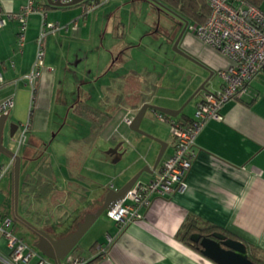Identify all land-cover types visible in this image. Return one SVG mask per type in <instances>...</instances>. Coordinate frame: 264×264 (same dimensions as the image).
<instances>
[{
    "label": "crops",
    "instance_id": "crops-1",
    "mask_svg": "<svg viewBox=\"0 0 264 264\" xmlns=\"http://www.w3.org/2000/svg\"><path fill=\"white\" fill-rule=\"evenodd\" d=\"M37 1L44 5L48 3L47 0ZM24 2L25 0H0V10L18 11ZM120 2L131 3L134 8L139 0H110L89 13L81 5L46 7L49 20L70 24L78 21V26L47 36L46 66L37 79L35 90L27 83L25 76L31 72L36 59L37 37L42 24L41 13L30 14L22 49L19 47L17 35L19 22L9 19L6 25L0 27V72L3 75V81L0 82V100L8 96L14 97L8 116L20 119L19 127L31 120L27 141L19 151L23 157L21 181L28 172L36 171L40 161L45 158V166L49 167L45 178L52 179L57 190L61 192L57 194L58 199H61L58 201L56 195L51 198L49 193L48 198L42 196L40 199L32 191L29 196H21L20 203L22 202L27 219L31 217L32 222L45 227L56 236L66 234L88 212L101 206L109 189L123 186L143 167H153L161 148V144L152 138L159 145H149L145 157L141 156V159H145L141 164L140 158L130 163L124 175L128 170L131 172L123 176L121 184L111 179L107 184L92 189L95 183L84 174V157L88 150L81 149L79 141H71L65 155V170H62V176L59 175L52 157L46 153L48 145L45 138L48 134L53 139L57 138L65 124L64 111L77 114L75 106L79 101L92 103L94 92L92 89L84 90L83 84L95 82L97 79L101 81L105 75L111 73L102 82L101 94L97 98L101 103L99 105L108 109L109 105H103L102 101L109 85L133 71H154L158 89L148 102L173 109L183 107L176 117H171L176 121L189 123L194 120L197 103L205 92L208 89L219 90L223 86L224 79L220 71L231 64L229 57L187 28L179 47L212 69L215 72L213 77H219L218 83L212 77L207 83L208 89L196 93L210 71L175 50L173 65L176 69L169 70V76L159 74L145 65L142 66L143 69L134 67L131 60L135 47L130 38L134 41L136 39L128 34L127 24L118 5ZM260 6L264 9V0ZM153 11L145 19L149 29L151 28V34L157 36L164 31L174 45L183 24L173 21L160 10L157 12L156 6ZM102 12L103 16L100 17ZM98 18L102 19V26L107 25L106 32L112 36L111 42L106 46V53L96 59L97 63L86 68L84 64L88 56L84 54L82 42L93 39L96 35L99 38L105 37L104 33H100L101 30L95 32V28H89L90 21ZM164 18L169 22L168 28L162 27ZM143 42L142 39L141 44ZM165 78L169 80L166 82ZM189 104L192 105L187 109ZM139 108H126L120 102L115 110L126 112L127 109L138 111ZM115 110L112 112L113 117ZM149 110L156 117L157 112H160L153 109H148L147 112ZM221 112L223 118L209 119L195 138L197 153L187 176L188 187L185 191L166 195L153 194L150 204L140 208L142 217L132 220L126 226L119 225L107 213L109 223L100 216L95 222L101 223L102 220L106 224L104 232H97L87 245L79 242L70 253L91 257L88 264H218L177 237L179 229L189 217L212 223L219 231L226 230L259 247L264 253V72L249 83L247 93L242 98L224 102ZM113 117L104 129L112 123ZM164 122L167 128L153 134L167 142L162 160L174 153L176 144L173 126L168 121ZM6 127L4 142L8 145L7 142L10 140L13 143L14 139L10 137V131L6 134ZM119 137L122 143L130 139L121 132ZM136 138L140 140L139 137ZM126 151L122 146L117 157L111 155L117 161L123 158ZM74 158L77 159L75 162ZM158 168L153 173L145 171L147 176L141 178L145 173L143 172L137 181L150 180L156 175ZM24 199L28 202L27 206L24 205ZM91 227L88 233L91 232Z\"/></svg>",
    "mask_w": 264,
    "mask_h": 264
},
{
    "label": "built area",
    "instance_id": "built-area-1",
    "mask_svg": "<svg viewBox=\"0 0 264 264\" xmlns=\"http://www.w3.org/2000/svg\"><path fill=\"white\" fill-rule=\"evenodd\" d=\"M59 1L69 5L73 0ZM109 1L83 0L80 5L89 13ZM207 1L211 7L207 20L203 24L189 23L188 28L204 42L230 58V66L220 71L224 84L219 90L205 92L197 103L194 120L189 123L176 121L167 114L157 112L159 119L168 121L173 126L176 138L175 150L169 158L161 161L153 178L148 181H136L124 198L106 210V213L121 226H126L132 220L142 217L140 208L150 204L153 194L166 195L187 189V176L197 153L195 147L197 134L209 119H222L223 103L229 99L242 98L247 93L249 83L264 72V9L251 0ZM46 7L37 0H25L18 11L0 10V27L6 25L9 19H16L19 22L17 35L20 49L25 44L30 14L39 12L42 15L41 30L37 37L36 59L31 72L25 76L33 90L46 66L47 36L63 30L67 31L71 27L75 29L78 26V21L70 24L49 20ZM1 81L3 75L0 72ZM13 104V96L0 100V115L8 114ZM135 113L132 109L126 110L124 120L127 124L132 123ZM30 121L29 119L22 123L13 137L14 141L18 139V145L15 146L17 153L27 141ZM14 162L15 158L12 156L2 164L0 179L7 172L13 175ZM14 222L12 215L0 214V237L6 240L5 253L0 249L2 264H59L20 236L14 229ZM91 259L82 254L69 253L61 264H88Z\"/></svg>",
    "mask_w": 264,
    "mask_h": 264
},
{
    "label": "rangeland",
    "instance_id": "rangeland-1",
    "mask_svg": "<svg viewBox=\"0 0 264 264\" xmlns=\"http://www.w3.org/2000/svg\"><path fill=\"white\" fill-rule=\"evenodd\" d=\"M155 4L157 3L154 0H139V2L137 3V7L134 8L131 3L125 4L123 2H120L118 5H120L119 8L122 18H124L125 23L127 24L128 34L136 39L134 41L132 38H130L132 45H134L135 47L132 53L133 57L131 60L134 64V67L137 66L141 68L145 65V67L147 66L150 69L152 68V70L157 71L159 74L162 73L166 74L164 76H169V70L176 69L173 65V55H176L173 49V44L170 43L167 38V34L164 31H162V33L160 32L157 36H153L151 34V28L149 29L148 24H146L145 22L146 17L154 13L153 7H155ZM156 9L157 12H159L157 7ZM101 16H103V12L100 14V17ZM51 17L53 18L52 15ZM91 17H93V15H91ZM167 21L168 20L166 18L162 19L163 28L169 27V22ZM89 28H95V32H99L101 30L100 33H104L105 37L99 38V35H96L93 39L91 38L89 40H86L85 42H82V46L85 49L84 54H87L88 56L86 59V63L84 64L86 68L93 67L94 64L97 63L96 59L99 58V55L106 53V46L111 42L112 37L109 33L106 32L107 25L105 27L102 26L101 18L96 19V21L92 19L90 21ZM142 39L144 40L143 44H141ZM177 57L179 59H182L180 55H177ZM143 68L144 67H142L141 69ZM110 76L111 73L105 75L101 81L97 79L95 82L83 84L82 88L84 90L92 89V92H94V97L91 98L92 103L97 105L101 104L99 102V99H97L101 94V85L102 82H104ZM212 79L215 80V83L219 82V77L217 75H215ZM164 80L167 82L169 78H165ZM164 80L162 82H164ZM213 80L212 82H214ZM106 93L109 99L115 98L114 92H112V94H108L109 90H107ZM112 103L113 107L109 105L108 111L114 112L113 110H115L116 107L115 100H113ZM190 105L192 104L187 105L186 108L188 109ZM132 110H134L135 112L137 111V109ZM67 111H64L63 113L65 124L63 126V129L58 134L57 138L53 139V136L50 134H48L45 138L48 145V151L46 153H49L52 157L53 163L57 167L56 170L58 171L59 175L62 174V170H65V155L69 149V142L70 144L71 141H73V143L76 142L75 140L77 139L74 138H82L91 131L92 127L91 121L87 117L81 116L79 114H74L72 112L68 114ZM125 114L126 112L124 111L117 112V110H115V115L113 117L114 120L108 126V128L103 129L101 132H99L92 144H87L88 148L86 147V150L88 151H86V155L84 157V174L90 181H93V183H95L93 184L92 189H95L103 184H107L111 179H114L118 182V184H121L123 182V176H126V174L129 175V173L131 172V170H128V172L124 175V172L126 171V169H128L130 163L136 158L141 159V156L142 158L145 157L151 143H154L156 147L159 145L158 142H153L151 140L152 138H150L149 136L134 131L130 127V125L125 122ZM11 122L20 124L21 120L14 117H9L6 127V134L9 132V124ZM166 126V123L158 119L155 116L154 112L151 110L147 112L141 124V127L144 130L152 134L158 132L160 129L167 128ZM119 131L123 133L124 136H127L130 139H126V141L122 143V139L119 137ZM136 137H139L140 140H138ZM7 143L9 146L15 148V146L18 145V139L13 143H11L9 140ZM118 145L120 146V148L123 146L125 149H127V151L122 159L116 161L115 158L117 156L114 158L111 154L108 153V151ZM6 160L7 157L4 154H0V169L2 164ZM144 160L145 159H141L139 164L144 162ZM32 166H34V163ZM146 176L147 175L145 172L141 176V178H145ZM20 197L21 196L19 195V201L21 200ZM24 205H28V202L25 199ZM18 207V215L23 217L25 216L26 218L27 216L23 211L22 202L19 203ZM14 209L13 177L9 172H7L0 179V212L14 216ZM28 218V220H32L31 217ZM101 219L106 220L107 223L110 222V218L107 216L106 211L101 215ZM105 227L106 224H104L102 220L101 223L95 222L91 227V232H87L84 237H82L80 243L83 245L89 244V241L97 232L101 231V234L104 232ZM14 229L20 236H23L28 242L33 244L36 236L33 235L31 230L21 219H15ZM92 231L94 232L92 233ZM0 249L3 251V253H5L6 240L3 237H0Z\"/></svg>",
    "mask_w": 264,
    "mask_h": 264
},
{
    "label": "water",
    "instance_id": "water-1",
    "mask_svg": "<svg viewBox=\"0 0 264 264\" xmlns=\"http://www.w3.org/2000/svg\"><path fill=\"white\" fill-rule=\"evenodd\" d=\"M82 0H73L69 5H75ZM157 4L165 6L159 0H154ZM48 4L52 6H68L63 4L61 1H53L47 0ZM181 24L183 27L174 42L173 49L182 55L186 56L190 60L196 62L197 64L203 66L208 71H210L209 76L203 81L201 86L196 90V93L200 90H207V83L211 80L214 75V71L204 65L201 61L191 56L187 52H185L182 48L179 47V43L181 38L183 37L186 29L189 25V20L183 16L178 15ZM209 90V89H208ZM195 93V94H196ZM148 109H153L155 111H160L166 113L167 115L176 117L183 107L179 109H173L169 107H164L160 105H156L151 102L144 103L138 111L135 113L132 123L130 127L141 134L147 135L155 140H157L161 144L160 151L156 158V161L153 167L145 166L141 170H139L131 179H129L123 186L119 188L109 189L105 193V197L103 199V203L99 206L95 211L88 212L82 220H80L76 227L66 234L62 236H55L53 232L49 231L45 227H40L36 223L26 219L23 216L18 215V206H19V195H20V183H21V169L23 157L13 150L9 145L5 144V127L7 121L9 119L8 114L0 115V154H4L5 156H13L15 158V163L13 167V197H14V208L17 219H21L27 227L33 232L37 234L38 239L33 243V245L41 251L47 257L52 258L59 264H61L62 260L79 244L82 237L89 230V228L93 225V223L107 210L113 207L119 200L125 197L128 190L132 188V186L136 183V181L140 178L143 172L153 173L158 166L160 165L162 158L164 156L165 150L167 148V142L162 139L156 137L150 132L144 130L141 127L143 119L146 115ZM19 128L18 123L11 122L9 124L10 137L13 139L15 133ZM120 146H116L108 151L109 154L118 156ZM192 240L195 242H199L201 245V252L206 255L208 258L217 262L218 264H259L254 262L248 253L247 244L244 240L240 238H235L229 236L223 231H213L210 235H202L200 232H194L191 234ZM0 264H2L0 262Z\"/></svg>",
    "mask_w": 264,
    "mask_h": 264
},
{
    "label": "trees",
    "instance_id": "trees-1",
    "mask_svg": "<svg viewBox=\"0 0 264 264\" xmlns=\"http://www.w3.org/2000/svg\"><path fill=\"white\" fill-rule=\"evenodd\" d=\"M159 1H161L162 4H164L165 6H167V8L159 4H155V6L160 10L162 14L170 17V19L175 22H178V24L180 22L178 15L187 18L190 21L189 23L203 24L207 20L211 11L210 4L207 0ZM251 1L260 6L262 0ZM45 6L56 7L48 3ZM157 89V76L154 71L145 70L143 71V73L133 71L127 76H121V78L118 79L115 83L107 87V90H109L108 94H112V92H114L115 98L109 99L107 93H105L102 104L104 105L107 103V106H112V102L113 100H115V105L117 106L118 103L121 102L126 108H139L144 103L151 100V98L156 93ZM75 111L77 112V114L87 117L92 124L90 133L76 140L80 142V144L82 145V149L86 148L88 146L87 144L93 143L98 133L101 132L110 123L113 117V113L111 111H108V109L102 105H95L85 101H79V103L75 106ZM75 160L77 159L74 158V162ZM40 162L41 164L39 165L36 171L28 172L24 176V178H22L20 184V196H29L30 193L34 191L35 194L40 197V199L42 198V196H45L44 198H48L49 195L47 194L50 193L51 198H54V196L56 195V200L60 201L61 199H58L57 194H61V192L57 190V185L52 179L50 180L48 178H45V172H49V167L45 166L47 160L43 158ZM65 205L66 204H61V206ZM15 219H17V216H15ZM78 222H76L75 226L72 227V229L76 227ZM70 230H68V232ZM216 230L219 229H217V226L212 223L201 221L197 217H189L179 229L177 237L192 246L193 248L201 250L200 243L192 240L191 234L194 232H200L202 233V235H210L213 231ZM223 232H225L229 236L238 238L226 230ZM54 235L56 236V234ZM62 235L64 234H61L59 236ZM246 244L248 248L249 257L256 263L264 264V253L262 252V250L255 245L249 244L247 242Z\"/></svg>",
    "mask_w": 264,
    "mask_h": 264
},
{
    "label": "flooded vegetation",
    "instance_id": "flooded-vegetation-1",
    "mask_svg": "<svg viewBox=\"0 0 264 264\" xmlns=\"http://www.w3.org/2000/svg\"><path fill=\"white\" fill-rule=\"evenodd\" d=\"M82 1H83V0H82ZM82 1H81V2H82ZM75 5H80V2H79V3H77V4H75ZM180 22H181V21H180ZM17 220H18V219H17ZM32 233H33V232H32ZM33 235H35V236H36V239H38V236H37V234H34V233H33ZM36 239H34L33 243L36 241Z\"/></svg>",
    "mask_w": 264,
    "mask_h": 264
},
{
    "label": "clouds",
    "instance_id": "clouds-1",
    "mask_svg": "<svg viewBox=\"0 0 264 264\" xmlns=\"http://www.w3.org/2000/svg\"><path fill=\"white\" fill-rule=\"evenodd\" d=\"M16 134V133H15ZM15 136V135H14ZM8 157V156H7ZM9 157H12V156H9ZM15 163V162H14ZM12 177H13V175H12ZM13 216V215H12ZM14 217V219H15V215L13 216ZM17 220V219H16Z\"/></svg>",
    "mask_w": 264,
    "mask_h": 264
}]
</instances>
